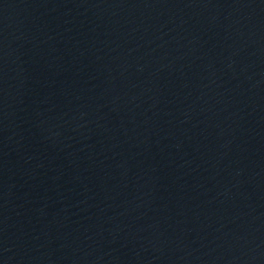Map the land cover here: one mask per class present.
Wrapping results in <instances>:
<instances>
[{"label":"water","instance_id":"obj_1","mask_svg":"<svg viewBox=\"0 0 264 264\" xmlns=\"http://www.w3.org/2000/svg\"><path fill=\"white\" fill-rule=\"evenodd\" d=\"M253 90L264 122V0H232Z\"/></svg>","mask_w":264,"mask_h":264}]
</instances>
